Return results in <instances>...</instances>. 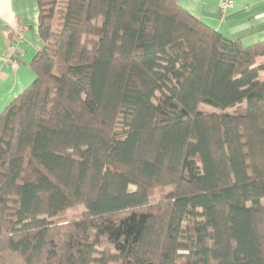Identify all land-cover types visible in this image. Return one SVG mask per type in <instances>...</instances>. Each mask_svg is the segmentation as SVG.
Segmentation results:
<instances>
[{"label": "trees", "instance_id": "trees-1", "mask_svg": "<svg viewBox=\"0 0 264 264\" xmlns=\"http://www.w3.org/2000/svg\"><path fill=\"white\" fill-rule=\"evenodd\" d=\"M36 1L35 78L0 112V264H264V40L178 0Z\"/></svg>", "mask_w": 264, "mask_h": 264}, {"label": "crops", "instance_id": "crops-1", "mask_svg": "<svg viewBox=\"0 0 264 264\" xmlns=\"http://www.w3.org/2000/svg\"><path fill=\"white\" fill-rule=\"evenodd\" d=\"M178 5L243 47L264 40V0H234L226 9L220 0H178ZM37 27L36 0H0V112L35 78L28 63L43 46ZM256 61L264 64V56ZM259 77L264 81V71Z\"/></svg>", "mask_w": 264, "mask_h": 264}, {"label": "rangeland", "instance_id": "rangeland-1", "mask_svg": "<svg viewBox=\"0 0 264 264\" xmlns=\"http://www.w3.org/2000/svg\"><path fill=\"white\" fill-rule=\"evenodd\" d=\"M56 18L57 15L55 16L54 22L56 23ZM200 110L203 111H213V108L206 106V105H200L199 107ZM130 190L133 189V186L129 187ZM171 191L170 187H164V188H156L152 192V199L154 201H158L163 195H166ZM83 212V206L80 205H75L74 207H71L64 212H62L60 215L57 216V220L59 221L60 224L66 223L71 220H75L81 216Z\"/></svg>", "mask_w": 264, "mask_h": 264}, {"label": "built area", "instance_id": "built-area-1", "mask_svg": "<svg viewBox=\"0 0 264 264\" xmlns=\"http://www.w3.org/2000/svg\"><path fill=\"white\" fill-rule=\"evenodd\" d=\"M233 4H234V0H220V6L223 9L232 7ZM17 40H21V36L20 35H17ZM14 60L15 59H13L11 57L7 59L8 62H14Z\"/></svg>", "mask_w": 264, "mask_h": 264}]
</instances>
